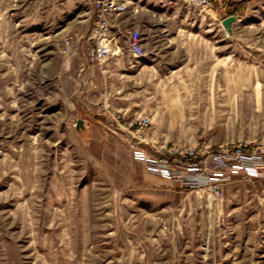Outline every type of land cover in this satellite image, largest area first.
Wrapping results in <instances>:
<instances>
[{"label":"rangeland","instance_id":"374dc122","mask_svg":"<svg viewBox=\"0 0 264 264\" xmlns=\"http://www.w3.org/2000/svg\"><path fill=\"white\" fill-rule=\"evenodd\" d=\"M238 6L230 31L205 8L208 66L130 54L117 109L148 113L161 139H147L264 147V0ZM89 13L90 0H0V264H264V164L217 199L151 184L119 135L73 125Z\"/></svg>","mask_w":264,"mask_h":264},{"label":"crops","instance_id":"0c3cea01","mask_svg":"<svg viewBox=\"0 0 264 264\" xmlns=\"http://www.w3.org/2000/svg\"><path fill=\"white\" fill-rule=\"evenodd\" d=\"M127 9L120 14L108 16L107 42L109 53L101 60H78L79 79L75 80V98L80 105L75 120L81 119L80 129L89 140L101 144L114 135L106 131V116L99 106L123 108V99L130 96L129 66L131 53L127 49L125 32L137 28L141 34L144 54L139 58L143 66H208L210 61V13L205 7L193 5L185 0H123ZM210 8L217 16L224 17L225 0H210ZM222 13V14H220ZM89 13V29L92 23ZM86 36L91 39L90 32ZM85 41V39H84ZM82 48L87 44L83 42ZM127 106L125 108H129ZM153 121V119H152ZM147 136L161 139L153 125ZM132 165L139 167L141 175L153 185H170L173 181L160 177L145 169L141 161L126 157ZM129 176V174H128Z\"/></svg>","mask_w":264,"mask_h":264},{"label":"built area","instance_id":"2783aa9c","mask_svg":"<svg viewBox=\"0 0 264 264\" xmlns=\"http://www.w3.org/2000/svg\"><path fill=\"white\" fill-rule=\"evenodd\" d=\"M90 1L93 19L89 32L92 38L87 42L84 54L96 61L109 53L106 40L108 16L123 13L127 4L123 0ZM185 1L205 8L211 3L210 0ZM124 38L127 49L134 57L144 54L141 34L137 28L128 29ZM99 109L106 116L105 128L125 141L131 157L141 161L147 171L178 181L186 187L206 190L214 198L222 197L223 184L229 174L240 170L246 175H255L264 164L261 157L264 147L240 142L215 146L205 142L191 146L174 142L158 143L146 138L152 123L148 113L107 105H100ZM142 143L149 144V149L142 147Z\"/></svg>","mask_w":264,"mask_h":264},{"label":"water","instance_id":"95a60500","mask_svg":"<svg viewBox=\"0 0 264 264\" xmlns=\"http://www.w3.org/2000/svg\"><path fill=\"white\" fill-rule=\"evenodd\" d=\"M234 18H235L234 14H228L221 19L220 22L226 31L231 30V24H232V21L234 20ZM79 125H81V119H78L76 121V126L78 127Z\"/></svg>","mask_w":264,"mask_h":264},{"label":"trees","instance_id":"16d2710c","mask_svg":"<svg viewBox=\"0 0 264 264\" xmlns=\"http://www.w3.org/2000/svg\"><path fill=\"white\" fill-rule=\"evenodd\" d=\"M226 2V8L227 7H229L230 8V6H232L233 5V7H231L232 9H229L228 10V12H229V14H233V13H236L237 12V10H238V8H239V4L240 3H242L243 2V0H231L230 2H228V4H227V1H225ZM228 5V6H227Z\"/></svg>","mask_w":264,"mask_h":264}]
</instances>
